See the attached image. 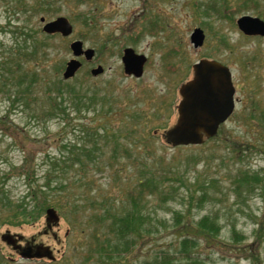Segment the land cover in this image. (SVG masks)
I'll return each instance as SVG.
<instances>
[{"label": "rangeland", "instance_id": "rangeland-1", "mask_svg": "<svg viewBox=\"0 0 264 264\" xmlns=\"http://www.w3.org/2000/svg\"><path fill=\"white\" fill-rule=\"evenodd\" d=\"M41 6L40 0H0V237L9 233L21 248L48 247L54 259L23 258L0 238V264H264V37L245 38L236 25L243 15L264 21V0H61L54 7L58 11L50 13ZM78 14L93 16L91 28ZM41 16L46 21L67 17L72 33L42 32ZM198 27L205 40L194 48L190 34ZM29 30L40 48L33 60L22 62L14 53L16 42ZM77 39L93 48L94 56L80 58L75 75L63 79L72 57L69 43ZM126 47L147 59L138 79L123 72ZM201 58L230 66L235 109L220 125L217 144L172 147L161 134L175 123L178 87L192 78V64ZM98 65L103 72L93 76L90 70ZM34 73L37 79L29 85ZM73 88L89 97L88 108L72 106L67 117L49 115L46 91L55 97L62 90L56 102L71 101ZM86 124L100 135L104 128L107 136L115 135L105 148L108 156L113 138L131 149L135 125L146 132L156 127L157 134H148L150 153L132 144L130 157L118 153L115 169L103 160L101 169L90 165L85 174L76 167L66 174L62 192L47 190L50 158L60 156L64 144L78 149ZM140 161L149 171L174 169L181 182L172 184L176 191L165 203L150 196L142 206L141 220L151 230L139 233L141 240L128 233L126 239L133 241L127 250L120 239L118 249L100 259L90 247L95 246L89 236L93 227L84 213L92 198L100 204L106 200L104 207L114 201L119 214L129 212L133 204L125 190L134 186ZM86 174L92 181L83 186ZM57 198L67 210L64 217L57 211L58 223L48 228L45 210ZM103 208L94 214H103ZM206 218L212 229H202ZM99 222L107 233L109 220ZM184 237L189 241L182 242Z\"/></svg>", "mask_w": 264, "mask_h": 264}, {"label": "trees", "instance_id": "trees-1", "mask_svg": "<svg viewBox=\"0 0 264 264\" xmlns=\"http://www.w3.org/2000/svg\"><path fill=\"white\" fill-rule=\"evenodd\" d=\"M59 1L61 0H46V1L40 0V4L41 3L43 4V6H41L42 12L46 11V13H50L51 11L52 12L55 11L57 8L56 5ZM78 1H85V0H77V2ZM54 7H56L55 10H54ZM212 8L214 7H211V9ZM79 16H82V15L78 14V17ZM14 20L18 21L19 18L16 17L14 18ZM82 23L88 26V28H91V23H93V16L89 14H84L82 16ZM22 35H25V36H23L22 38L20 36L21 41H19L18 43L16 42V47L18 48H15L16 52L14 53L17 54L18 58L22 62L25 61V58L28 61H31L36 57L38 49L40 48L39 42L38 40H36V38H34V35L31 30H29L25 34L22 33ZM35 79H37L36 73H34V76H32V78L30 79L29 85H31V83ZM75 92L73 88L69 93L72 95L71 101H67L63 97L61 100H59V102H56L55 100L56 98L63 96V91L62 90L57 91L56 92L57 94L55 95V97H53L51 94L52 93L51 90H47L46 93L48 94L47 95L48 104L50 106V109L49 111H47V113L49 115L57 114V115H64V117H67L69 116V112L66 113V111L68 108L72 109V106H74L73 108L75 109H78L79 107L88 108L86 106V103H87L86 100L89 99V97H87L86 94L79 95V93H75ZM80 96H85V99L83 100ZM92 98L93 97H91L90 99ZM66 101L70 103L71 107H69V105L68 106L66 105L67 104ZM104 113L105 115L109 114L106 112ZM139 116L142 117V113L139 114ZM145 119H147L146 116H145ZM142 124L144 125V122ZM260 127L263 128L264 130V125ZM83 129H81L83 137L80 143V147L78 149L74 150L73 145L64 144V147H63L65 149L64 152H62L60 156L50 158V161L47 164L48 169L46 171V181L44 182V187L47 190L61 191L64 188L63 182L65 181L66 174H68L70 170H73V169L75 170L76 167H79L78 171H81L82 173L85 174L86 167L88 168V166L90 165L94 166L95 168L101 169V165H102L101 161L103 160L106 166H109L112 169H115L116 168L115 162L119 161L121 157L118 153H121V155L125 157H130L132 155V150H131L132 144L134 145L136 143H140L143 145V150L145 151V153H150V146L148 145V142H149L148 136L157 134L156 127H151L146 132L144 131L143 127H138L137 125H135L134 129H132L133 136L130 139L132 141L131 149L130 147L129 149H127L126 146H122V145L121 147H119L120 146L119 143L115 140V138H113V141H112L113 145L110 151V155L108 156L107 155L108 153L105 148L110 145V138L115 137V135L112 134L110 136L109 135L107 136L106 134L108 132L106 128H104L102 131V132L104 131L105 132L100 135L98 134V131L96 130V128H93V127L89 128V125L87 124ZM127 134H128V131L124 132V136H126ZM216 135L210 139L205 140L203 144H205L206 142H211L213 145L217 144L215 143L217 139ZM161 137L166 144L170 145L167 142L164 134L163 135L161 134ZM223 141L224 140H222L221 142ZM199 147L201 148L203 146L201 145ZM144 165H146V163H143L142 161H140L141 169L137 172V178L135 180L134 186L132 188H127L125 190V198H127V200H131L133 204L129 212L126 211L124 213L123 211L122 213L124 214H119L118 207L115 208L116 206L114 204V201L112 202V205L111 204L109 205V207H104L106 204V200L102 202L103 204H100L98 203V201H96L95 198H92V200L90 201L89 206L92 208L89 212L84 213L85 207L81 209V211L84 214H86L85 218L87 220V224L92 225L93 227L89 236L93 239V241L95 240V246L93 247V244H92L93 242H92L90 243V247L95 252H97L100 259L103 254L104 256H107L108 252L112 253L115 250H117L120 245V239H121V246H123V248L127 250L131 246L130 244L131 241H133V240L129 241L128 239H126L128 237V235L126 234L128 233H134L135 235H137V238L141 240L140 239L141 237H138L140 235L139 233L151 230V227H149L148 225H145L144 222L141 220L144 218V215L141 213L142 206L149 201L150 196L159 197L157 200L158 201L157 204L165 203L168 198L167 196L174 195L176 191L174 185L172 184H174V182L176 181L181 182V177H178L177 171L175 172L174 169L170 167L162 166L159 169H153L149 171L150 169L148 168V166L145 167ZM119 171L120 173L123 172L121 169ZM120 173L119 172L117 173V177L119 179H122L121 176L119 177ZM83 177L85 180L83 186L89 185V183H91L92 180L86 179L87 174L83 175ZM75 184L77 183L75 182L73 185ZM160 195H164V196H160ZM49 205L51 207L56 208V210L59 211L61 215L64 217L65 212L67 210L65 206L66 204L64 205L59 198H57V201H50ZM75 207H76L75 205L71 206V208H75ZM100 207L101 208L104 207L102 209L103 214L99 213V215L101 216L95 215L94 209L96 208L101 209ZM73 213L76 214L75 212ZM71 216H75V219L77 221L78 214L76 215L71 214ZM100 219L109 220V227L107 225L108 228L106 230L108 231L107 233L102 231L101 223L99 222ZM200 224L202 226V229H209V228L212 229L213 227V224L208 222L207 218L204 220L203 223H200ZM203 226H206V227H203ZM183 235L185 236L189 235V231H184ZM188 238L184 237L182 239V242H188L189 241ZM182 246L184 248L187 247L186 245H182ZM86 258H87L86 260L88 261L90 258V255H87ZM106 260H108V258Z\"/></svg>", "mask_w": 264, "mask_h": 264}, {"label": "water", "instance_id": "water-1", "mask_svg": "<svg viewBox=\"0 0 264 264\" xmlns=\"http://www.w3.org/2000/svg\"><path fill=\"white\" fill-rule=\"evenodd\" d=\"M40 21L43 23L42 32L46 34L68 36L73 31L72 24L65 16H57L48 21L41 16ZM236 24L245 35L264 36V21L258 17L243 15L237 19ZM204 38V32L199 27L194 28L190 34V42L194 48L200 47ZM69 48L72 57L65 64L62 72L63 79H69L75 75L82 65L81 57L89 61L95 52L93 48L84 47L79 39L71 41ZM121 62L126 75L139 78L143 74L146 57L126 47L123 49ZM192 69V78L181 84L178 89L181 99L177 105L176 121L164 131L167 142L173 147L200 145L205 139L215 136L219 125L226 121L234 109L235 91L227 67L214 60L200 59L192 65ZM102 72L103 68L100 65L90 70L93 76ZM58 221L57 211L52 207L47 208L45 210L46 226L50 228ZM1 239L19 250L23 258L54 259L48 247L37 245L34 250L21 248L15 244L16 240L9 233L2 234Z\"/></svg>", "mask_w": 264, "mask_h": 264}, {"label": "flooded vegetation", "instance_id": "flooded-vegetation-1", "mask_svg": "<svg viewBox=\"0 0 264 264\" xmlns=\"http://www.w3.org/2000/svg\"><path fill=\"white\" fill-rule=\"evenodd\" d=\"M243 34V33H242ZM243 37H245V38H252V37H255V38H260V37H264V36H260V35H255V36H246V35H242ZM212 59V58H211ZM215 60V59H214ZM217 61V60H216ZM218 62H220L222 65H224L225 67H227L229 70H230V66L229 65H227V63H225L224 61H222V60H218ZM231 72V71H230ZM231 82H232V85H233V87H234V91H235V93H236V85H235V81H234V75L231 73ZM235 93H234V96H233V100H234V104L236 103V99H235ZM232 115V114H231ZM231 115L227 118V120L231 117ZM226 120V121H227ZM225 121V122H226ZM224 122V123H225ZM223 123V124H224ZM222 125V124H221Z\"/></svg>", "mask_w": 264, "mask_h": 264}, {"label": "bare ground", "instance_id": "bare-ground-1", "mask_svg": "<svg viewBox=\"0 0 264 264\" xmlns=\"http://www.w3.org/2000/svg\"><path fill=\"white\" fill-rule=\"evenodd\" d=\"M192 76H193V73H192Z\"/></svg>", "mask_w": 264, "mask_h": 264}]
</instances>
